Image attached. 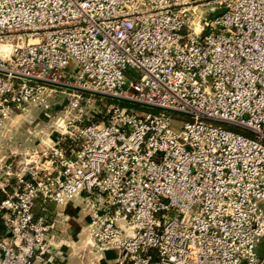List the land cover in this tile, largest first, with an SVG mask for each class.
<instances>
[{
    "label": "built area",
    "instance_id": "obj_1",
    "mask_svg": "<svg viewBox=\"0 0 264 264\" xmlns=\"http://www.w3.org/2000/svg\"><path fill=\"white\" fill-rule=\"evenodd\" d=\"M53 103L79 124L20 161L0 264L53 261L77 200L91 264H264V0H0V130Z\"/></svg>",
    "mask_w": 264,
    "mask_h": 264
},
{
    "label": "rangeland",
    "instance_id": "obj_2",
    "mask_svg": "<svg viewBox=\"0 0 264 264\" xmlns=\"http://www.w3.org/2000/svg\"><path fill=\"white\" fill-rule=\"evenodd\" d=\"M128 86V81L126 80V85L125 87ZM83 96L86 98H91L94 101V105L92 103V105L96 108V110H101L105 105L113 103L112 101H117L115 98H109L100 94H85L83 92ZM115 103V102H114ZM53 108L51 111L45 112L43 109H40L39 107H34L32 108L28 113V115H24L23 117H19L20 119H16L19 120L16 124L14 123L13 126H8L7 129L9 130H17V136L16 137H12V139H8L6 138L5 143H1L2 144V156H5V159L2 160L0 162V186H6V184H9L12 189L14 190V188L17 187V183H16V174L20 171V166L21 164H19V161L25 160L26 157H30L29 155H26V153H21L22 151L25 150V147L29 148V154L32 153L33 149H40L42 150L43 148H45L49 143V140L47 138L48 135L47 133H51L52 129V125L56 124L57 122H61L62 119H65L66 122H70V127L69 130H73L74 126H76V124H79V121L75 122L74 120H76V118H79V112H77V110H72L70 108H65L64 109V105L62 103H53ZM125 105H129L127 102L124 103ZM132 105V104H130ZM91 107H87L85 106V112L84 113V117H83V121L80 122L81 124H84L87 121V114H90L91 110H94ZM68 110V112H67ZM158 111V110H155ZM159 113H167L168 115H170L172 118L174 119H186V116L182 113H178V112H171V111H167V112H163V111H158ZM72 124V125H71ZM232 129L235 130H239L237 128H235L232 125H226ZM28 128H36V130H38V135L37 137H32L29 139V135L27 134V129ZM43 130V131H41ZM56 134V133H55ZM51 139V138H50ZM11 146V147H10ZM10 148H13L14 150H17L16 153H11ZM31 148V149H30ZM56 210V209H55ZM54 210V211H55ZM60 211V213L62 212V210H57ZM54 216L56 217V215L54 214ZM59 219V234L61 239H64L63 237H65V239H68V233L65 232V230L68 229L67 227V221H63L64 218H61L60 216L58 217ZM61 219V220H60ZM71 228V226H70ZM63 235V236H62ZM79 239L81 240H85V234L83 232H79ZM73 248V247H72ZM77 250V251H76ZM257 253L260 257H264V239H262L258 246H257ZM71 252L74 253V255L76 256V260L73 264H87L85 262V260H83L86 257V253H89V250H80V249H72ZM63 254L65 252H62ZM66 256V255H65ZM69 258V255H68ZM80 258L79 262L78 259ZM65 259L63 258V263L59 262V264H68L71 263V261L65 263ZM88 264H91V262L89 261Z\"/></svg>",
    "mask_w": 264,
    "mask_h": 264
},
{
    "label": "crops",
    "instance_id": "obj_3",
    "mask_svg": "<svg viewBox=\"0 0 264 264\" xmlns=\"http://www.w3.org/2000/svg\"><path fill=\"white\" fill-rule=\"evenodd\" d=\"M33 132H37V134H34ZM27 134L29 135V139H30L32 137H37V135L39 133H38V130H36V128H33V129L28 128ZM47 135H48V133H47ZM16 136H17V130H12V131L8 130L6 132L4 130L3 131L0 130V162L5 159V156H2L3 152H2V147H1L2 144L1 143H3V142L5 143L4 140H6V138L12 139V137L14 138ZM48 137H49V135H48ZM50 137L47 138L49 140V142H50ZM28 149L29 148L25 147V150L22 151L21 153H26V155H27V153H29ZM10 151H11V153H16L17 150L10 148ZM18 163H20V161ZM55 209H54L55 210L54 214L56 215L55 218L58 219L59 216L61 217L63 215L65 217L63 221L68 220L66 223L68 229L65 230V232L68 233V239H65V237H63L64 239H61V237L59 236L61 239L60 247H59V250L57 251V256L55 257V259L53 261H48V260L37 261L35 264H59V262L63 263V261H64L63 258H66L65 263H66V261L67 262L71 261V263H68V264H73L77 260L75 258L76 256L74 255L73 252H71V250L73 248L74 249L78 248L82 251L88 249L86 238H85V240H81V239H79V235H78L79 232L84 233L83 229L86 226L87 220H88L85 209L80 204V202L78 200L72 201L71 203H69V205L66 208L56 206ZM57 210H62V212L60 213V211H57ZM70 226H71V228H70ZM62 252H65V253L63 254ZM68 255H69V258H68ZM105 257L106 258L103 260V264H115V260H114L115 254L113 251H108L106 253ZM79 260H80V258L78 259V262H79ZM83 260H85V262L87 264L89 263V261L91 262L92 261L91 254L86 253V257Z\"/></svg>",
    "mask_w": 264,
    "mask_h": 264
},
{
    "label": "trees",
    "instance_id": "obj_4",
    "mask_svg": "<svg viewBox=\"0 0 264 264\" xmlns=\"http://www.w3.org/2000/svg\"><path fill=\"white\" fill-rule=\"evenodd\" d=\"M116 100L117 101H112V102L113 103L114 102L115 103H119V104H122V105H125L124 103H126V101H124V100H119V99H116ZM10 192H12V187L10 185L6 186L4 189L0 188V205H1L2 201L8 196V194ZM54 209H55V206H51L49 208V215L54 211ZM3 214H4V211L0 210V240H2V239H4V238L9 236V230H8L7 226L5 225V223H4Z\"/></svg>",
    "mask_w": 264,
    "mask_h": 264
},
{
    "label": "bare ground",
    "instance_id": "obj_5",
    "mask_svg": "<svg viewBox=\"0 0 264 264\" xmlns=\"http://www.w3.org/2000/svg\"><path fill=\"white\" fill-rule=\"evenodd\" d=\"M86 242L88 243V237L86 238Z\"/></svg>",
    "mask_w": 264,
    "mask_h": 264
}]
</instances>
